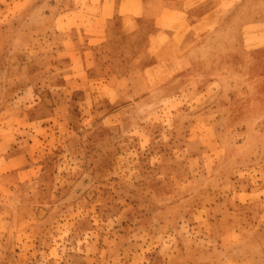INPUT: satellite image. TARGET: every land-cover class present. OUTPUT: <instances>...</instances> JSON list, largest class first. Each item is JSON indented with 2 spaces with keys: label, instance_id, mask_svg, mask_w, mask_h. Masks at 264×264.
Segmentation results:
<instances>
[{
  "label": "rangeland",
  "instance_id": "rangeland-1",
  "mask_svg": "<svg viewBox=\"0 0 264 264\" xmlns=\"http://www.w3.org/2000/svg\"><path fill=\"white\" fill-rule=\"evenodd\" d=\"M180 1L212 57L110 113L172 3L0 0V264H264V0Z\"/></svg>",
  "mask_w": 264,
  "mask_h": 264
},
{
  "label": "crops",
  "instance_id": "crops-1",
  "mask_svg": "<svg viewBox=\"0 0 264 264\" xmlns=\"http://www.w3.org/2000/svg\"><path fill=\"white\" fill-rule=\"evenodd\" d=\"M155 1L172 3V6L166 9H162L158 5H141L134 7V9L132 7V9L128 11V15L131 19L135 20L137 24L133 26V23L127 24V22H124L123 25L120 24L116 29L117 33L119 32L120 39L123 40V44L134 48L136 52L135 55L138 53L139 57L135 56L134 59L132 58L130 60L128 56L124 57L126 62L130 63V67L118 74L113 75L112 71H110L109 74L104 71L98 72V75H109L108 78L105 79V83L100 80L96 83L102 86V88L99 87L100 90H102L101 99H103L101 107H103L104 110H108L110 113L113 110L116 111V109L130 104L131 101L137 97L134 93L138 96L143 95L144 93L150 92L152 89L165 85L171 78L177 79L190 76V74L187 73H191L193 69L195 74H197L199 63L208 61L210 57H212L207 53L208 50L204 52L205 48L202 52L200 48H194L195 45H199V43L196 44V42H198L196 40L185 45H183V43L185 40L191 41L195 37L201 39L202 36L209 35V32L215 30L218 25H214L213 27L207 26V24L203 25L202 31L191 24L182 29L184 22L189 17L188 14H190L187 7H185L180 0ZM110 29L111 28L108 30ZM180 30H184V32L179 35L177 33ZM106 33L111 34L110 31ZM185 33H188V35H184ZM190 35L193 37H190ZM105 40L106 39L103 38V41ZM103 41L96 44H105L102 43ZM109 43L112 44V42ZM83 44H85V42H83ZM164 44L173 46L174 50H176L174 57H168L167 53L160 56L159 49L160 46ZM193 50H196L195 54H193ZM190 54H193V57L190 56ZM165 62H170V64L164 65ZM120 82L125 84V97L118 101L105 99V89L114 88L116 85L120 86ZM90 92L91 90H88L86 94Z\"/></svg>",
  "mask_w": 264,
  "mask_h": 264
}]
</instances>
